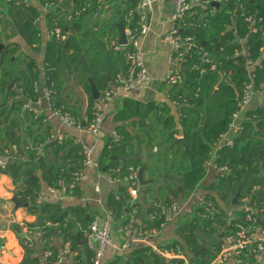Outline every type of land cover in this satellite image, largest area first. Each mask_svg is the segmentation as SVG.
Listing matches in <instances>:
<instances>
[{"label":"trees","instance_id":"16d2710c","mask_svg":"<svg viewBox=\"0 0 264 264\" xmlns=\"http://www.w3.org/2000/svg\"><path fill=\"white\" fill-rule=\"evenodd\" d=\"M9 6L14 24L20 33L27 37L29 43H41L38 36L39 29L33 23L32 18L39 13L38 8L33 5H27L21 2L16 4V0H3ZM44 6L48 2H58V0H39ZM72 0L62 1V6H71ZM76 6L80 4V0L74 2ZM61 5L55 7L48 12L50 21L59 16ZM137 1L126 0L124 3L115 4L113 8L118 16L124 18L126 11L136 7ZM243 6V8L241 7ZM104 9L101 8V11ZM255 14L262 18L258 22L259 31L257 33L250 32L248 23L242 16L243 12ZM93 10L84 13L80 18L76 19L69 29L82 30L80 21L87 16L93 17ZM204 18L195 13L194 21L199 23L198 27L182 29L183 36L195 38L199 47H204V51L211 54V57L220 62L219 70L212 71L210 66L201 60V49L191 48L187 55L184 66L188 69L183 72V82L179 86L171 87L169 90L170 97L179 104L180 115L177 117L171 109L165 105L157 106L155 103H143L133 99H126L125 106L114 115V122L117 125L119 139H110L101 151L98 162L101 170L107 167V170L122 167L124 175L128 173L130 167H142L147 165L146 171L150 173V180L161 179L165 173H171L175 169L176 174H171L175 180H168L173 185H169L172 196L179 197L183 193L195 190L205 178L206 162L211 158L216 144L221 140L222 136L227 133L234 119V115L240 110V102L243 99L244 83L248 80V71L245 68L247 58L243 55H235L236 49H241L238 41L239 38H245V45L250 51V56L259 63L253 70L254 84L257 88H261L264 84V0H222L218 7L209 6L202 11ZM91 18V17H90ZM92 19H89L91 21ZM126 22V21H125ZM136 21L132 20L131 25H135ZM206 41L207 46L202 42ZM71 42L66 41H49L46 46L45 53V73L46 85L54 89V101L57 107L64 106L58 99L57 93L61 88V75L67 69L66 63L77 61L75 54L69 53ZM4 61L9 62L5 55V50L0 51V68L4 66ZM95 65L88 68L89 73L94 74ZM226 72L227 76L223 77ZM20 75L24 72L21 71ZM0 88L6 92L5 103L7 98L14 96L16 93L13 89H9V85L15 79L14 73L6 68L0 70ZM32 80L38 78L37 72H30ZM20 79V77H19ZM102 82H96L99 90L104 89L110 83L108 77L103 75ZM89 86V85H88ZM25 92L37 99L38 95L34 93L35 87L31 85L30 80L25 82ZM90 106L87 116L90 117L96 100L91 96ZM22 105V101L16 103ZM65 107V106H64ZM17 107H14V110ZM13 111L3 109L0 112V123L6 124V135L9 136L10 144L20 146L21 139L16 135L14 130L17 119L12 117ZM70 110V109H68ZM71 111V110H70ZM72 112V111H71ZM73 113V112H72ZM74 114V113H73ZM75 115V114H74ZM45 117L41 116L34 121L44 122ZM142 122L144 135L143 138H137L129 130V123L138 126ZM206 121L205 126H203ZM148 122V123H147ZM128 123V126H125ZM176 135H182L189 144L188 153H185L183 144L170 147L171 143L176 139ZM41 139L40 141H42ZM39 141V142H40ZM136 141L139 149L145 143L154 149V146L161 150V146L165 145V152L156 156L148 152L147 157H140L135 154L133 142ZM233 146L226 144L221 145L217 151L216 163L219 167L227 166L229 172L225 174H217V177L208 190H216L217 196L211 195L214 199L219 213L208 218H194L190 223L185 224L179 229L180 239L176 240V244H180L191 261L199 264H208L216 260L221 253L225 244V239L235 232L236 224L245 222L247 210L238 212V218L230 220L229 211L222 206L221 202L228 200V204L232 205L233 198L237 193L243 196L246 192L250 198L247 204L260 207L261 222L264 227V202L261 192L258 189V172L257 163L261 160L264 162V106L260 105L256 109L245 111V119L241 124V130L233 138ZM9 146L4 143L3 152ZM56 154L64 152L63 156H59L54 162H47L44 157H38L35 150L25 149L23 154H27L29 158L36 160L40 174L37 175L36 168L30 163L22 161H14L5 167L0 166V174L9 175L15 183L20 187L15 193V199L19 204H28L26 210L28 213L36 216V222L26 224L25 226L34 231H42L44 236H55L56 230H60L64 243H69L72 249L78 247L82 232L77 227V222L82 223L87 228L92 219L88 214L87 208L82 206L69 205L65 206L62 200H46L37 203V198L43 190V183L48 186L55 184L58 179L63 176L67 179L71 177L73 172L82 168L83 147L75 146L71 142L64 145L55 144ZM180 154L189 159L187 167L178 166L176 156ZM117 155L118 159L113 160L111 157ZM65 156L70 160L66 161ZM130 157V161H124V157ZM134 156V157H133ZM179 175V177H177ZM170 177V176H169ZM166 182V181H165ZM178 182L182 188V192L175 186ZM257 187V189H256ZM119 193L112 192L108 196L107 205L114 213L117 221L125 222L124 217L132 212L130 197L124 185L118 187ZM72 193L80 196L79 188ZM168 197V196H167ZM167 197H165L167 199ZM241 198V197H240ZM135 205L139 206L137 202ZM203 212H207L202 209ZM150 212L158 213L159 211L151 208ZM66 219L69 220L65 225ZM163 221L157 217L153 221L152 226H158ZM50 224H59L54 226ZM14 231H21L22 227L13 224ZM224 232V237L220 235ZM209 243V246L206 245ZM37 241L33 247H25V256L20 264H46L42 261V256L37 253ZM47 245H44L46 248ZM205 249L199 256H194L199 249ZM56 249L55 246H52ZM191 250V251H190ZM130 258L123 261L117 259L120 264H170L156 251L149 247H133L130 251ZM88 259L90 260L92 252L88 250ZM152 257L153 261H150ZM76 258H78L76 256ZM54 257H49L47 261L52 264ZM116 263V261H114Z\"/></svg>","mask_w":264,"mask_h":264},{"label":"crops","instance_id":"0c3cea01","mask_svg":"<svg viewBox=\"0 0 264 264\" xmlns=\"http://www.w3.org/2000/svg\"><path fill=\"white\" fill-rule=\"evenodd\" d=\"M75 1L77 0L71 1V6H76L74 3ZM132 1L138 2L139 0ZM29 4L37 7L39 11L38 15L32 18L33 23L36 24L39 29L38 36L41 39V43L39 44L29 43L27 37L20 33L19 29H17L14 24L11 14L9 13V6L6 2L0 0V44L4 45L0 51H4L7 48L12 49L13 52L10 56V63L14 62L16 59H19L18 65L14 68L10 67L9 64H7V61H4L3 67L14 73L15 79L11 81L9 89H13V92L16 94L14 96L12 95L8 97L7 102L5 103L6 92H3L0 88V112L3 109H7V111H13L14 107H17L14 110L12 117L17 119L14 124V130L16 135L21 139L20 142L21 146L23 147V149H21L20 146L17 145L20 151L19 155H15L12 151L7 152V149L10 148L12 144H10V141L8 140L9 136L6 135V124L0 123V162H4L5 165H9L16 160L22 161L24 163H30L36 168L34 175H39L40 169H38L36 160L29 158L27 154H23L21 151L25 150V146L33 145L34 143L39 142L41 139L44 140L45 136L53 129H60L66 133L69 136V141L75 146L93 144L96 141V138L87 135L76 128L62 125L60 120L47 110L46 100L43 97V88L46 79L44 59L47 43L52 40L48 37L47 29L45 28L43 19L44 16H48V12L44 9V6L40 4L39 0H31L29 1ZM61 4L63 3L61 2ZM114 5L115 4L107 5L105 8L106 11L110 12L113 9H111V7ZM174 10L175 4L173 0H154L153 10L148 13L146 12L148 15V25L150 28L148 34L143 37L141 41L151 79L143 86H140L134 90L122 91L111 103L106 115L102 133L98 137L97 150L95 154L96 159L100 157L101 151L106 146L108 141L113 139L112 131H117L116 128L118 125L116 122H114V115L119 110L124 108V101L126 99L141 101L145 104L155 103L157 106L165 105V107L168 106L171 109L174 115L177 117L180 115L178 113L179 107L177 103L170 97L169 94L171 87L165 81V77L169 68L168 58L173 50V47L172 45L165 44L162 38L169 29L170 18L174 13ZM103 16L104 13L101 11L98 15L93 14V17L87 16L81 20L79 22L82 28V30L79 32L80 36L76 35V33H78V31L76 32V29L73 31L72 29L70 30L68 28V39L72 45L69 53L75 54L78 60L71 62V64L68 62L66 63L67 69L62 72L60 82L61 88L57 95L59 101H61L67 109H70L78 118L82 120H85L88 117L87 113L91 103L90 98L91 96L93 97L90 79H92L96 85V82H102L101 77L106 75L108 77L109 83L115 84L119 75H121L122 79L125 78L128 66L126 48L120 46V48L116 49L113 47L111 42L113 39H119L118 28L114 24L119 22L122 19V16H118L116 13H114V17L111 19V26L116 29V33L113 37H110L108 33L105 34L106 24H101L99 19ZM89 19L92 20L89 21ZM3 23H5V28L3 27ZM125 25L126 22L124 21V26ZM10 28L12 29V32H10ZM3 29H5V35H1ZM71 32H75V34ZM3 38L4 40L2 41ZM11 57H13V59H11ZM91 65H95L94 71H97L95 75L89 73L88 71V68ZM2 68H0L1 71ZM31 70L32 72H37L38 74V78L34 81L30 76ZM21 71H23V74L25 75H20ZM1 78L2 74L0 75V79ZM27 80H30L31 85L35 87L34 93L38 95L37 99L29 96V94L25 92L24 85ZM99 91L101 92V90ZM20 101H22L23 104L18 106L16 103ZM261 102L262 96L257 94L254 95L252 101L247 107V110L258 108L261 105ZM27 105H29L31 108H36L41 111V116L45 117L43 123L34 121V119H36L35 114L26 108ZM0 119L2 120L3 117H0ZM244 119L245 113H241L238 117L234 118L232 127L230 129L231 134L236 131V128L242 124ZM125 126H128V123H125ZM128 130L136 136V139L140 138L141 135V138L147 141L141 121L138 126H133L129 123ZM180 136L182 135H176V137ZM4 143H6L9 147L3 152ZM54 145L55 144L52 143L48 146H44L39 156L44 157L47 162H54L59 156L66 154L64 152H60L57 155ZM133 146L135 154L139 155L140 157H147L148 152H151L152 154L159 152V148L157 146H154V149H151L149 146H145V143L141 145V149H139L136 141L133 142ZM23 155L26 157V160L22 159ZM65 160L68 161L70 158L65 156ZM130 160L131 158L129 157L128 161ZM257 166L258 172L256 176L259 180L257 186L261 192L262 200L264 202V162L260 160L257 163ZM109 171L110 170L107 169L106 171L102 170V173L99 174L95 168L88 170L87 181L84 183V185L79 187V192L81 195L78 196L75 193H70L66 197L59 200H62L65 206L78 205L87 208L88 214L91 215L93 219L95 215L99 214V200H102L107 204L110 193H119V189L116 188L109 180ZM216 177V170L214 168L209 169L208 172H206L202 183L199 185V190L201 192L209 191L207 187L215 181ZM145 178L150 180L149 172H145ZM19 187L20 185L15 183L9 175L0 174V264H20L22 262L25 256V246L23 244V239L18 235V233L24 232L26 224H32L36 222V216L28 213L26 210L27 206H22L21 204L17 205V201H14L15 193ZM47 187L48 185L44 182L43 190L41 192V195L45 198L44 201L55 200L49 195ZM207 193L217 196L216 190H211ZM244 193L245 194L243 196H240L241 198H239L237 204H234L232 201V205H229L227 203L229 199L226 200L227 202H221L222 206H224L229 211L228 217L230 220L237 219V213L243 211L244 205L246 202H249L250 198L247 196L248 194H246L245 191ZM169 195H172L170 191H168V194H166L164 198ZM139 201L140 197L138 196L137 202ZM154 203L155 201L153 200L151 203H146L144 206H141L140 204L139 214L137 217L138 224H141L147 219L151 208L154 206ZM125 218H127V215L124 217V219ZM176 221H173L172 223L174 224ZM15 223L22 227L21 231H14L12 229V225ZM169 224L161 231L158 236H155L151 239L153 244L159 247L164 245H172L171 243L176 244V240L180 239L179 229H181L184 225L178 226ZM55 232L56 234L53 236L54 241L52 242V246L58 248L65 245L63 237L60 235V230H56ZM222 234H224V232ZM220 237L223 238L224 236L220 235ZM79 240V245L75 249H72L71 245L69 244L71 252L66 255L63 264H71L73 261H80L82 264H91L92 256L89 260L88 250L92 252V255L93 250L87 245L86 239L82 235L81 239ZM36 241L37 253L39 256L44 257V245L38 239H36ZM206 245L209 246V243H206ZM135 247H143V245L137 244ZM112 255L113 251L108 249L103 264H120V262H122L121 260L118 262L117 260H114L116 261V263H114V261L111 260L113 257ZM76 256L78 258H76ZM152 259L153 258L150 257L149 260L153 261ZM44 263L49 264L47 260H45ZM253 263L264 264V252H251L248 255L247 264ZM147 264L152 263L148 262ZM222 264L235 263L230 259Z\"/></svg>","mask_w":264,"mask_h":264},{"label":"built area","instance_id":"2783aa9c","mask_svg":"<svg viewBox=\"0 0 264 264\" xmlns=\"http://www.w3.org/2000/svg\"><path fill=\"white\" fill-rule=\"evenodd\" d=\"M29 1L31 0H16V4L20 5L21 2H25L29 5ZM124 1L126 0H80L78 6L71 7L62 6L61 0H58V2H48L44 5V9L47 10V12L61 5L59 16L53 19V21H50L49 16H47L48 18L44 16L43 20L48 37L53 41H66L68 40L69 26L84 13L93 10V14L98 15L101 12V8L105 9L107 5L112 4H122ZM173 1L175 10L170 18L169 29L162 37L165 44L172 45L173 47L168 58L169 68L165 77V81L170 87L182 84L184 79L182 66L191 48L201 49V60L208 64L212 71L219 70L221 66V63L215 61L209 52L203 50L204 47L198 46L195 38L183 36L181 31L182 29L198 27L199 23L194 21V14L197 13L200 18H204L202 11L209 6L215 7L213 3L217 2L220 4L222 0ZM153 3L154 0H139L136 7L126 11L123 19L126 21L125 33L127 43L125 45H120L118 39H113L111 41L113 47L116 49L120 48V46L126 48L128 66L125 78L122 79L121 75H119L115 84H109L101 90L90 117L82 120L66 107H57L54 101V89L46 85L45 79L43 97L46 100L47 110L57 117L62 125L76 128L96 138L93 144L82 146V168L73 172L70 178L67 179L61 176L55 184L47 187V191L52 198L62 199L84 185L88 179V170L95 168L99 174L102 173L98 159L95 158V154L98 137L102 133L111 103L122 91L134 90L150 81L151 77L146 64L141 40L149 32L150 27L148 25L147 13L153 10ZM241 7L243 8L242 5ZM242 16L248 23L250 32L257 33L260 29L258 22L262 21V18L246 11L243 12ZM132 20L136 21L135 25H131ZM238 41L241 45V49H236L235 55H243L247 58L245 68L248 71V80L244 83V94L240 102V110L234 115V118L238 117L241 113H245L248 105L256 94L262 96L261 105L264 106V84L261 88H257L254 84L255 75L253 74V70L259 62L251 58L250 51L245 45L246 39L239 38ZM225 76H227L226 72L223 73V77ZM177 105L179 107L178 103ZM26 108L32 111L36 118L42 115L41 111L36 108H31L29 105H27ZM178 113L180 114L179 111ZM240 130L241 125L236 128L233 134H231L229 130L222 136L221 140L216 144L211 158L205 164L206 172L211 168H214L217 174L229 172L227 166L219 167L217 165V151L223 144L233 146V138ZM112 137L114 140L119 139V134L116 130L112 131ZM67 142L70 141L66 133L60 129H53L45 136L43 141L34 143L33 145H27L25 149L35 150L37 152L36 154L39 156L44 146H48L52 143L64 145ZM10 148L7 149V152L12 151L15 155L20 154L17 145H12ZM22 159L26 160V157L23 155ZM0 166L5 167L6 165L4 162H0ZM127 171L128 173L126 175H124L122 167H116L109 171L110 182L116 188L124 185L130 197L132 212L127 215L125 222L116 221L114 213L110 210L108 205L102 200H99V214L95 215L88 227L84 228L80 222L76 224L78 229L82 232L83 237L86 239L87 245L93 250L91 264H103L108 249L113 251L112 261L120 258L125 261L130 257V251L137 244L152 248V250L156 251L164 259H167L170 264H199L191 261L180 244L159 247L153 244L151 239L158 236L169 223L176 221L178 217L185 212L192 211L193 218L197 217L201 219L218 214L220 211L212 196L208 193L201 192L198 186L191 192L186 194L183 193L182 196H168L167 199L157 200L153 204V208L159 211V216L158 213L150 212L147 219L141 224H138L137 217L140 208L135 204L138 200L139 186L141 185L139 180L140 167H130ZM44 200V196L39 195L37 203L40 204ZM202 209L207 212H203ZM245 209L248 211L245 222L236 224L235 232L225 239V244L218 258L208 264H222L230 259L235 264H247L248 254L251 252H264V227H262L261 222L262 210L260 207H257L256 204L251 206L246 204ZM157 217L163 219V221L160 223L159 227L152 226L151 224H153V221H155ZM68 222L69 220L66 219L65 225H67ZM48 225L59 226L57 223H48ZM24 234L23 244L25 247H33L36 243V239L41 241L43 245H47L44 250L42 261L47 260L49 257H54L52 264H63L66 255L71 252L69 243L53 249L52 242L54 241V237L44 236L42 231H34L26 226L24 228ZM71 264L82 263L80 261H73Z\"/></svg>","mask_w":264,"mask_h":264},{"label":"rangeland","instance_id":"374dc122","mask_svg":"<svg viewBox=\"0 0 264 264\" xmlns=\"http://www.w3.org/2000/svg\"><path fill=\"white\" fill-rule=\"evenodd\" d=\"M40 4H41V2H40ZM102 13H104V16L100 17L99 19H100L101 24H103V25H104V23L106 24L105 34L108 33V35L110 37H113L114 34L116 33V29L111 26V23H112L111 19L114 17L115 11L112 9L109 12V11H106V9H104L102 11ZM4 24L5 23H3V27L5 28ZM10 32H12V29L10 30ZM79 32L80 31H78V33H76L77 36H80ZM71 33H73V32H71ZM73 34H75V32ZM1 35H5V29H3ZM3 40H4V38L2 39V41ZM12 52L13 51H12L11 48L5 49V55H6V57L8 59H10V56L12 55L11 54ZM11 59H13V57H11ZM18 62H19V59H16L14 62H11V63L7 62V64H9L10 67L14 68V67H16L18 65ZM164 152H165V145L161 146V150L158 153H155V155L158 156L160 154H163ZM176 163H177L178 166L187 167L189 165V159L186 158V157L181 156L180 154H178L176 156ZM175 169H177V167ZM175 169H173L171 171V173H165L164 177H161V179L160 178L159 179H155V181L151 180L147 185H140L139 186L140 201L138 202L139 205L141 204V206H144L146 203H151L153 200L157 201V200L165 199L164 196L166 194H168V191H170V190H167L166 186L169 187V185H171V186L173 185V182L170 183L168 180H170V177L172 176L171 174H176ZM177 177H179V175H177ZM210 191L211 190L205 191V192L207 193V192H210ZM208 194L210 195V193H208ZM171 196L172 195H169V197H171ZM180 196H182V194ZM246 204H247V202H246ZM245 205H244V209H245ZM193 219H194L193 218V212L192 211H188V212H185L183 215H180L178 217L177 221L174 222V224L172 223V224H169V225H178V226L179 225H185L187 223H190ZM171 244H173V243H171ZM160 245H162V244H160Z\"/></svg>","mask_w":264,"mask_h":264},{"label":"water","instance_id":"95a60500","mask_svg":"<svg viewBox=\"0 0 264 264\" xmlns=\"http://www.w3.org/2000/svg\"><path fill=\"white\" fill-rule=\"evenodd\" d=\"M213 5L215 7H218L219 6V3L214 2ZM114 25L118 28V33H119L118 43L120 45H125L127 43V38H126V33H125L124 19L122 18L119 22L115 23ZM202 44L205 45V46H207V42L206 41L202 42ZM3 47H4V45L3 44H0V49L3 48ZM187 69H188V67L182 66V71L183 72H185ZM90 81H91V86H92L93 97L95 99H98L99 96H100V91L97 88V86L94 84L93 80L90 79ZM205 123H206V121H204L203 126H205ZM53 144H55V143H53ZM178 144H183L184 145V147H185V153L187 154L188 153L189 144L186 141V139L184 138V136L176 137V139L171 143L170 147L172 148L174 145H178ZM111 158L113 160H115V159H118V156L117 155H113ZM124 160L125 161H128V158L127 157H124ZM146 168H147V165H143L140 168L139 180H140L141 185H147L151 181V180H148V179L145 178ZM106 169L107 168L105 167L103 170L106 171ZM170 179L172 181L175 180L173 177H170ZM175 186L179 189L180 192H182V188H181V186H180V184L178 182H175ZM240 196H241V193H237V195L233 198V203L234 204H237L238 203V200H239ZM14 201L16 202V199L15 198H14ZM16 204L17 205H20L17 202H16ZM21 205L22 206H28V204H21ZM18 235L22 239H24V237H25L24 232H19ZM221 236H224V234H221ZM79 238L81 239V235H79ZM203 250H204V247H202L201 249H199L195 253V256H198Z\"/></svg>","mask_w":264,"mask_h":264}]
</instances>
